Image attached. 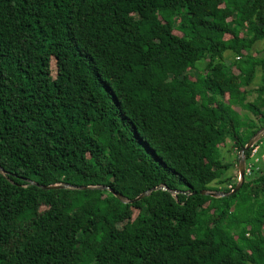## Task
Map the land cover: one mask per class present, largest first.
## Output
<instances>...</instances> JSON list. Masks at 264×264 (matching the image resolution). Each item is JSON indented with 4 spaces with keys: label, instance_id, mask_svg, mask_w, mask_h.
<instances>
[{
    "label": "trees",
    "instance_id": "1",
    "mask_svg": "<svg viewBox=\"0 0 264 264\" xmlns=\"http://www.w3.org/2000/svg\"><path fill=\"white\" fill-rule=\"evenodd\" d=\"M259 69L264 0H0V264H264Z\"/></svg>",
    "mask_w": 264,
    "mask_h": 264
},
{
    "label": "water",
    "instance_id": "2",
    "mask_svg": "<svg viewBox=\"0 0 264 264\" xmlns=\"http://www.w3.org/2000/svg\"><path fill=\"white\" fill-rule=\"evenodd\" d=\"M264 132V126H262L261 128H259V130H257V132L249 138V140L247 141V143L243 146V148L239 151V160H238V164H237V169H238V174H239V178H238V182L235 186V188L230 192L233 193L236 190H238L241 185L242 182L244 180V169H245V152L248 151L251 147V145L257 140L259 139V137L262 135V133ZM0 172H2V168L0 167ZM41 188L43 189H59V188H70V189H85V188H90V189H107L109 190L114 196H116L121 202L123 203H132L134 201H138L140 199H142L143 197L147 196L152 190L157 189V187H154L152 189L146 190L142 193H140L138 196H136L133 199H129L125 196H123L122 194L114 191L111 187L109 186H105V185H88V186H77V185H70V184H66V183H58V184H49V185H39ZM164 188V187H162ZM165 189V188H164ZM202 193L205 194H209L211 196H224L227 195V193H223V192H219V191H201Z\"/></svg>",
    "mask_w": 264,
    "mask_h": 264
},
{
    "label": "rangeland",
    "instance_id": "3",
    "mask_svg": "<svg viewBox=\"0 0 264 264\" xmlns=\"http://www.w3.org/2000/svg\"><path fill=\"white\" fill-rule=\"evenodd\" d=\"M174 32L179 34V32H177V31H174ZM261 49H262V45H261V43H257V44L255 45V47H254V50H255V51H260V52H261ZM260 52H259V54H260ZM257 53H258V52H257ZM260 55L262 56L263 54L261 53ZM51 70H52L53 72H54V70H55V59H54V58L51 59ZM263 74H264V70L259 69V71H258V73H257V75H256V78H255L254 82L250 85V88H251V89H255V88H257L258 86H260V85L262 84V82H263V81H262V76H263ZM190 75H191V77H194V76H195V71L191 70V71H190ZM255 97H256V93H255V92H252V93H250V94L248 95V99H249V100H253V99H255ZM250 115H251L252 119H254L255 121H257V120H256V117H255L253 114H250ZM221 148H222V149H221V153H222L223 157L225 158V160H230V159L232 158L230 154H232L231 151H233V150H230V148H228L227 146H225V147H221ZM261 152H264V146L261 148ZM236 155H238V153H236L235 151H233V160L235 159V156H236ZM238 158H239V157H238ZM229 172H230V170H229ZM229 172H228V173H229ZM232 172H233V173H234V172L238 173L237 166H236L235 168L233 167ZM237 175H238V176H237ZM237 177H239V174H236V178H237ZM231 180H232L231 182H233V181L235 180V176H233ZM231 182H229V184H230ZM137 219H138V210L134 208V209H133V216H132V218H131V221H132L133 223H136V222H137ZM123 224H124V222H122V223H120V224H117V228H121Z\"/></svg>",
    "mask_w": 264,
    "mask_h": 264
},
{
    "label": "built area",
    "instance_id": "4",
    "mask_svg": "<svg viewBox=\"0 0 264 264\" xmlns=\"http://www.w3.org/2000/svg\"><path fill=\"white\" fill-rule=\"evenodd\" d=\"M264 146V132L250 147L249 157L245 160V174H250L252 170L258 168V164L264 161V152H261V148ZM240 153V152H239ZM238 153V157H239ZM238 174V173H237ZM238 176V175H237ZM239 178V177H237ZM231 188V185L228 186Z\"/></svg>",
    "mask_w": 264,
    "mask_h": 264
},
{
    "label": "crops",
    "instance_id": "5",
    "mask_svg": "<svg viewBox=\"0 0 264 264\" xmlns=\"http://www.w3.org/2000/svg\"><path fill=\"white\" fill-rule=\"evenodd\" d=\"M227 143H228V142H227ZM231 152H232V154H230L231 157H232L231 159H233V151H231ZM237 156H238V155H237ZM231 159H230V160H231ZM232 170H233V167L230 169L229 175H231V176H236L237 173H236V172L233 173Z\"/></svg>",
    "mask_w": 264,
    "mask_h": 264
}]
</instances>
